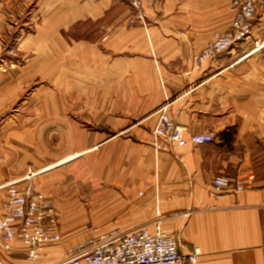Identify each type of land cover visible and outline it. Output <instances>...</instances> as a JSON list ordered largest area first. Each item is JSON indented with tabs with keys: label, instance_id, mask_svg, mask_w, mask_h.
<instances>
[{
	"label": "crops",
	"instance_id": "0c3cea01",
	"mask_svg": "<svg viewBox=\"0 0 264 264\" xmlns=\"http://www.w3.org/2000/svg\"><path fill=\"white\" fill-rule=\"evenodd\" d=\"M35 1L42 18L37 43L55 44L54 58H62L53 62L59 77L67 67L69 89L85 95L83 105L78 98L51 99L55 129L68 128L73 139L66 158L79 155L42 171L47 166L30 164L28 151H14L13 84L5 70L0 215L8 199L5 183L31 174L41 191L42 174L99 151L106 168L102 179L129 201L140 191L145 196V205L133 206L129 216L162 219V229L176 236L182 253L199 248V264H264V7L250 37L199 66L197 56L213 34L231 27V0H150L144 4L146 20L133 25L126 0ZM257 43L263 45L259 50ZM33 102L39 138L45 100ZM67 106L76 115L62 114ZM162 108L186 136L214 133L216 140L158 150L152 142ZM218 175L232 185L217 189ZM238 183L245 188L236 191ZM0 259L30 264L18 251L0 250Z\"/></svg>",
	"mask_w": 264,
	"mask_h": 264
},
{
	"label": "rangeland",
	"instance_id": "374dc122",
	"mask_svg": "<svg viewBox=\"0 0 264 264\" xmlns=\"http://www.w3.org/2000/svg\"><path fill=\"white\" fill-rule=\"evenodd\" d=\"M231 6L235 17L232 1ZM41 21L35 0H0V81L4 82L6 70L13 84L14 151L17 148L28 151L30 164L38 168L66 158L72 147L73 139L67 137L68 128H62L61 131L55 129L51 99L59 95L75 101L78 98L83 105L85 98L82 90L69 89L68 73H65L67 67H61L62 75L59 77V67H54L53 62L58 63L62 58H54L53 51L57 50L53 48L55 44L37 43L35 37ZM44 49L46 52H42ZM37 97L45 100L46 116L43 123L44 136L39 138L36 137L37 124L33 121L36 113L33 99ZM65 109L62 114H74L68 106ZM82 124L91 129L100 128L97 123ZM88 158L90 160H86ZM102 169L106 171L101 166L100 152L96 151L39 177V189L53 202L61 232V240L44 249L41 264L65 256L68 249L113 227L129 229L149 222L127 213L133 206L142 208L145 196L137 194L134 200L129 201L128 195L120 193L116 185L101 178ZM37 178L30 174L16 179L22 180L19 187L32 185L35 188Z\"/></svg>",
	"mask_w": 264,
	"mask_h": 264
},
{
	"label": "built area",
	"instance_id": "2783aa9c",
	"mask_svg": "<svg viewBox=\"0 0 264 264\" xmlns=\"http://www.w3.org/2000/svg\"><path fill=\"white\" fill-rule=\"evenodd\" d=\"M126 1L132 9L129 24L144 22V4L150 0ZM231 1L235 11L233 23L230 29L216 32L206 44L196 59L199 66L229 51L253 33L264 0ZM262 46L257 43L255 50ZM157 113L159 119L152 144L158 150L169 151L176 145H203L216 140L214 133H190L186 136L185 128L176 124L165 108ZM20 182L22 180L2 185L8 188V199L0 215V250L3 253L18 251L30 264H41L44 249L61 240L55 208L44 193L32 185L19 187ZM231 185V180L226 176L218 175L214 179L217 189ZM234 188L239 191L245 185L238 183ZM161 223L162 219H156L129 229L113 227L68 249L65 256L46 264H199L200 249L194 248L188 253H182L176 236L164 231ZM17 242L21 243V248L15 247Z\"/></svg>",
	"mask_w": 264,
	"mask_h": 264
},
{
	"label": "bare ground",
	"instance_id": "6f19581e",
	"mask_svg": "<svg viewBox=\"0 0 264 264\" xmlns=\"http://www.w3.org/2000/svg\"><path fill=\"white\" fill-rule=\"evenodd\" d=\"M78 155H79V154H77V155H73V156H70V157H68V158H66V159H63V160H61V161H59V162H57V163H54V164L48 165V166L45 167L42 171L47 170V169H50V168H52V167H55L56 165H59V164H61V163H64V162H66V161H68V160H70V159H72V158H74V157H76V156H78Z\"/></svg>",
	"mask_w": 264,
	"mask_h": 264
}]
</instances>
